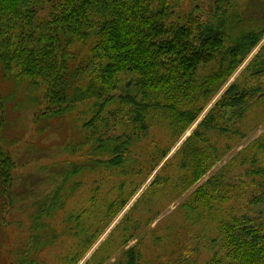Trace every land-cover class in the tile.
<instances>
[{"label":"trees","instance_id":"16d2710c","mask_svg":"<svg viewBox=\"0 0 264 264\" xmlns=\"http://www.w3.org/2000/svg\"><path fill=\"white\" fill-rule=\"evenodd\" d=\"M218 2L223 5L204 19L199 12H176L174 0H0L2 77L7 80L10 74L14 80L44 86L45 103L36 121L65 117L79 103L92 100V115L81 125L90 132L83 133V143L94 139L92 166L123 167L136 139L148 133L153 113L170 112L172 132L180 137L262 40L264 14L259 23L254 22L256 26L231 37L230 29L241 22L236 4L234 0ZM225 15L237 18L229 22ZM263 53L262 49L248 65L255 68V75L264 74ZM263 98V84L242 88L232 83L226 89L183 142L180 161L179 151L172 157L178 160L170 165L186 169L180 189L195 185L221 159L227 149L219 145L217 135H242L237 123L254 101ZM8 100L0 89L3 203L10 201L16 170V161L3 142ZM120 128L122 132H110ZM84 168L74 163L49 177L44 196L35 203L34 232L24 251L27 258L22 255L17 264H26L28 256L38 252L43 240L40 227L62 204L67 181ZM250 172L264 177V167ZM221 175L208 178L197 193L210 197L213 189L215 197L225 201ZM252 201L264 203V194ZM259 219L239 214L224 220L223 249L234 264H264V227ZM126 254L124 264H138L135 247Z\"/></svg>","mask_w":264,"mask_h":264},{"label":"rangeland","instance_id":"374dc122","mask_svg":"<svg viewBox=\"0 0 264 264\" xmlns=\"http://www.w3.org/2000/svg\"><path fill=\"white\" fill-rule=\"evenodd\" d=\"M234 3L241 22L230 29L231 37L256 26L264 14V0ZM222 5L218 0H174L176 12H199L204 19ZM225 16L229 22L237 18ZM262 49L264 36L180 137L172 132L170 112L153 113L148 133L136 139L123 167L92 166L94 139L84 144L83 133L90 132L81 127L92 115V100L79 103L65 117L36 121L45 103L44 86L14 80L10 74L6 80L0 67V89L9 99L3 142L16 161L10 201L3 203L0 197V264L27 258L35 203L44 196L49 177L74 163L85 168L67 181L62 204L40 227L42 245L28 256L35 264H124L133 247L138 264H234L223 249L224 220L249 214L264 227V203L252 201L264 194V177L250 174L264 167V98L254 101L237 123L244 136L229 138L214 131L227 150L195 185L180 189L186 169L170 162L178 160L172 157L232 83L242 88L264 85V74L255 75V68L248 67ZM116 131L123 130L110 129ZM182 156L180 152L179 161ZM216 174H222L225 201L212 188L210 197L197 193Z\"/></svg>","mask_w":264,"mask_h":264}]
</instances>
